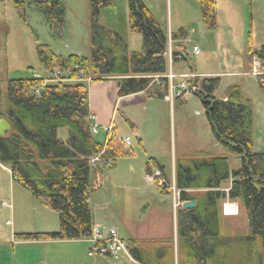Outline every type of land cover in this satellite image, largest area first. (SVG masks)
I'll list each match as a JSON object with an SVG mask.
<instances>
[{"label": "trees", "instance_id": "16d2710c", "mask_svg": "<svg viewBox=\"0 0 264 264\" xmlns=\"http://www.w3.org/2000/svg\"><path fill=\"white\" fill-rule=\"evenodd\" d=\"M23 16L25 3L9 0ZM202 20L207 28L216 27L213 0H198ZM44 15L50 30L60 33L65 23L63 0H33ZM114 5L113 0H90V54H56L45 44L35 47L36 57L46 76L9 79L4 100L0 88V118L11 124L0 135V163L10 169L12 179L27 189L45 207L58 213V229L49 232H20V240H76L89 238L93 225L89 198L98 188L97 168L103 160L130 155L131 151L116 140L106 144L94 138L90 131L91 118L88 93L84 83L63 84L65 80L104 79L116 77L117 95L144 91L160 82L156 97L167 93L168 36L154 19L142 0H127L128 25L142 36L141 49L129 50L123 38L99 24L100 10ZM172 37L185 39L183 35ZM256 58L263 72L256 76L264 92V42L254 47L248 37L246 60L250 70ZM172 61L191 58L185 45L171 47ZM73 65L84 71L79 77ZM58 78H52L54 71ZM57 80V82H46ZM219 76H192L186 79L191 93L201 102L215 141L225 149V155L195 151L177 159L175 187L181 202L195 200L194 208L177 211V247L182 264H264V151L254 149V116L251 99L243 95L238 84L225 88L223 96H214ZM39 89V94L35 93ZM64 127L65 140L57 135ZM101 153V160L90 161ZM229 155L239 158V167L230 169ZM162 177L163 167L152 161ZM151 171L146 163V172ZM154 184L162 193L167 187ZM226 198L236 202L247 218V234L230 231L220 220ZM151 250L135 247L137 240L127 246L138 264H173L171 239L160 240ZM159 242V241H158ZM139 243V242H137ZM181 264V263H180Z\"/></svg>", "mask_w": 264, "mask_h": 264}, {"label": "crops", "instance_id": "0c3cea01", "mask_svg": "<svg viewBox=\"0 0 264 264\" xmlns=\"http://www.w3.org/2000/svg\"><path fill=\"white\" fill-rule=\"evenodd\" d=\"M142 2L147 6L154 19L160 24L168 36L170 52L173 45L182 42L190 58L193 55L195 57V62L191 58L193 71L186 61L176 60L172 62L171 70L173 74L181 78L179 82L182 80L181 75H191V77L192 75H216L220 78L235 76L238 77L235 84L240 86L245 97H247L244 91L246 89H250L254 95H256L257 91L260 92L259 86L257 85L258 82L255 80L256 78H253V75L249 73L246 52L248 37L251 39L252 45L256 48L264 42V0H213L216 15V27L214 29L207 28L203 22L198 0H142ZM158 12H160L159 15H157ZM176 34L183 35L185 39H174L172 35ZM198 42L203 44V46L207 42L209 51H205L203 55H201V50L197 54H193L191 49L193 46H199ZM127 47L129 49L128 45ZM202 58L209 59V64L214 62L212 69H203L201 67L200 61ZM216 66H218V69H216ZM174 68L176 69L175 72L173 71ZM35 75L46 76L47 73L43 68V71L35 73ZM175 78L172 79L173 87L179 83L174 84ZM80 81L79 79L72 80L73 83L69 84H75V82L80 83ZM85 81L90 117L93 116L95 121L101 125L111 123L113 134L118 135L120 125L116 122V115L121 112L125 121L134 130L138 146V150L136 151H142V158L144 157V128H142L140 123V126L138 124L135 127L134 124L136 123L137 115L142 116L144 114V110H147L146 105L152 98H160L170 106L175 105V99L184 100V97L174 98V96H171L172 91L170 87L162 97H156L157 91L155 89L158 90L157 85L160 84L157 80L146 93L141 91L123 96L117 95L118 82L116 77L89 79ZM133 108L137 109V114L131 110ZM121 109H126V111L124 110L122 112ZM262 116L263 118H259V121L264 120L263 113ZM128 134L126 133L125 136H130ZM104 138L105 134L101 133V138L98 141L103 142ZM196 148L202 151L207 150L203 146H197ZM128 149H130L131 154L116 158L112 161L110 168H106L103 165L100 166L101 169L97 168L96 174L99 185L89 198L93 224L100 225L102 230L114 228L118 235L126 242L128 240H137L139 242H135V247L137 248H144L145 241L152 250L155 244H163L160 240L169 238L171 239V245L173 247V264H179V261L183 258L177 247L178 209L173 208L171 204L172 197L170 199V205H165L167 197L170 196L169 193H167L169 195L162 193L154 184L147 182L148 187H145L144 195H137L141 199L144 198V215L138 219H134V217L130 219L123 216L120 211L115 212L116 208H112L111 206L110 195L113 196L116 192L111 181L119 171V163L124 160L128 161L130 158L136 156L132 148V142ZM254 149L260 152V150ZM215 154L222 155V151H218ZM149 158L153 159L154 157ZM148 160L143 161L144 167L141 170V173L144 172L143 174L146 173V163H150V160ZM108 171H113L114 174ZM143 174L142 177L144 180ZM164 176L170 182H174V167L171 169L169 178L165 172ZM15 183L18 182L12 179L10 169L0 163V264H138L133 257L130 259L125 254H121L118 260H113L105 255L89 256L87 254V249L91 244L89 238L36 241L16 238L15 234L20 232H49L55 231L58 228L54 229L55 227H53L56 224L55 215L52 214L54 218L51 221L49 219L51 214H47V210H43L45 208H39V205H42L41 207L45 206L36 200L27 189L24 191L19 187L16 188L14 186ZM101 189L107 191V199L105 201H102L100 196ZM119 197L121 198L115 201L116 204L128 196L125 191H122ZM23 201L24 204L21 206ZM226 201L228 200L224 197L223 203ZM102 202L107 207L102 205ZM156 203H163L166 207L155 205ZM227 203L233 204L231 202ZM28 206L32 207L29 208ZM157 206L160 207L159 210ZM25 207L28 210H25ZM33 207H35L34 210ZM18 209L22 212V219H26L29 224L33 222V229H26L23 227L24 225L20 224L16 225L14 213ZM36 210L40 211V215ZM224 212L225 210L221 206L220 220L222 223L224 222L225 228L228 230L229 219L233 215ZM41 213L47 214L44 215L45 219L41 217L43 216Z\"/></svg>", "mask_w": 264, "mask_h": 264}, {"label": "rangeland", "instance_id": "374dc122", "mask_svg": "<svg viewBox=\"0 0 264 264\" xmlns=\"http://www.w3.org/2000/svg\"><path fill=\"white\" fill-rule=\"evenodd\" d=\"M21 1L25 3L23 16L9 0H0V88L2 100H4L6 84L9 79L31 77L34 76L35 73L43 71V67L35 54L36 45H48L54 53L60 55L76 53L88 56L90 54V0H63L65 5V23L60 33L50 30L44 15L33 5V0ZM113 2L114 5L100 10L98 18L99 24L106 26L111 31L120 35L129 46V49L139 51L141 49L142 36L139 32L132 31L129 28L127 0H113ZM159 14L160 12H158L157 15ZM198 45L197 47L201 50V55H203L205 51H209L207 42L204 46L200 42H198ZM191 58L193 62H195L194 55L191 56ZM209 63L210 60L206 58H202L200 61V65L203 69H212L214 62L211 64ZM216 69H218V66H216ZM173 71L175 72L176 69L174 68ZM253 78L255 77L253 76ZM180 79L179 76H176L174 84H177ZM182 80H184V78H182ZM237 80L238 77L235 76L220 78L214 96L218 98L222 97L225 88L235 84ZM69 83H73L72 80L63 81V84ZM80 83H86V81L81 80ZM259 90L261 93L257 91L256 95L252 94L250 89L244 91L247 97L250 95L248 98L251 99L252 111L255 119L253 137L254 148L264 151V120L259 121V118H263L262 113L264 114V92H262L260 88ZM179 97H184V100L175 99L174 106H170L160 98H152L148 101L149 103L146 105L147 110H144V114L142 116L137 115V120L139 122L135 120V127L140 123L142 128H144L143 158L142 151H136L138 150V146L134 130H132L131 126L125 121L122 113H117L116 122L120 125V132L117 136L125 137L126 133H129L130 145L132 142V148L136 156L130 158L128 161H120L118 167L119 171L111 181L113 188H115L114 190H116L113 196L110 195L111 206L112 208H116L115 212L120 211L123 216L130 219L132 217L138 219L144 215V198L141 199L137 197V195H144L145 187H148L147 182L154 184L155 179L149 181L146 179V176L153 172L155 166L151 164V171L143 174L144 172L141 173L144 167L143 161L145 162V160L147 161L149 159L150 163H152L155 159L161 164L163 171L169 178L171 169L174 167L177 159L182 156L193 154L198 150L196 148L197 146L205 147L204 149H207L205 151L211 154L222 151V154L225 155V149L215 141L211 133L198 97L189 92L180 96H175L174 98ZM124 110L126 111V109ZM124 110L121 109L122 112ZM131 110L137 114L136 108ZM57 135L65 140L67 137L65 128H58ZM94 138L100 140L101 133L95 134ZM149 157L154 158L150 159ZM228 159L230 169L239 167L240 160L237 156L228 154ZM1 165L3 164L1 163ZM108 172L112 173L113 171ZM14 186L25 191V188L18 183H15ZM224 189L226 191V188ZM122 191H125L128 197L116 204L115 201L121 198L119 194H121ZM106 192L107 191L103 189L100 191L102 201L107 199ZM169 194L170 196L167 197V201L165 202L166 206L170 205L172 192ZM227 202L230 201H226L222 206L227 214L233 215L230 216L229 219V230H236L237 232L247 234L249 229L245 213L239 209L236 202H231L236 208L234 212L228 211L225 208L227 207ZM23 204L24 201L21 206H23ZM102 205L107 207L104 202H102ZM155 205L166 207L163 203H156ZM41 206L42 205H39V208H45L43 210H47V214H51L49 218L51 221L55 215L56 224L53 227L57 229L58 213L52 209ZM159 206H157L158 210L160 209ZM28 207L31 208L32 206ZM34 209L35 207H33V210ZM175 209L177 210L178 207ZM25 210H28V208L25 207ZM37 212H39L38 214L40 215V211L38 210ZM41 214L43 215L41 217L45 219L44 215L47 214ZM14 221L16 225H24L23 227L26 229H33L32 227H34L33 222L29 224L26 219H22V212L20 209L16 210L14 213ZM180 263L182 264L181 260L179 261V264Z\"/></svg>", "mask_w": 264, "mask_h": 264}, {"label": "built area", "instance_id": "2783aa9c", "mask_svg": "<svg viewBox=\"0 0 264 264\" xmlns=\"http://www.w3.org/2000/svg\"><path fill=\"white\" fill-rule=\"evenodd\" d=\"M192 52L194 54H197L199 52V49L197 46L192 47ZM169 63L171 64V60L169 59ZM73 69L77 71V74L79 77H82L84 74V71L81 70V68L78 65H73ZM263 73L260 70V64L259 61L254 57L252 62V68H251V74L254 76H257L259 74ZM52 76L57 77L59 76V71L56 70L52 73ZM169 81V87L171 89V96H180L182 94L189 93L191 90H193L195 87H192L191 89L188 87L185 80L180 81L176 86L173 87L172 79L175 78L177 75L173 74L171 70V66H169V71L165 75ZM187 75H181V77L185 78ZM175 90V91H174ZM174 91V93H173ZM36 94H39V89L37 88L35 90ZM91 127L90 131L93 135L98 133H104V144H106L108 139H113L116 141L121 142L125 147L130 146V138L128 136L125 137H118L117 135L113 134L112 132V124H99L95 121L94 117L91 116ZM101 160V153L97 154L95 156H92L90 161L94 164L96 162H99ZM102 165L106 168H110L112 166V160H103L101 161ZM146 179L149 181H153L154 179H157L158 184L160 187H167L172 192V206L175 209L176 207L181 206V201L179 199V190L175 187L174 183H170L167 180H165L164 177L161 176L160 171L157 169H154L152 173L147 174ZM91 244L87 249V254L89 256L94 255H105L113 260H118L120 258L121 254H125L128 258L132 259V255L129 252L127 243L125 240H123L117 233V231L114 228H107L106 230H102L100 225L93 224L91 229V235L89 237Z\"/></svg>", "mask_w": 264, "mask_h": 264}, {"label": "water", "instance_id": "95a60500", "mask_svg": "<svg viewBox=\"0 0 264 264\" xmlns=\"http://www.w3.org/2000/svg\"><path fill=\"white\" fill-rule=\"evenodd\" d=\"M11 129V124L4 118H0V135H5ZM222 196H226V191L222 192ZM195 205L194 200H187L182 203V208L190 209L193 208Z\"/></svg>", "mask_w": 264, "mask_h": 264}, {"label": "bare ground", "instance_id": "6f19581e", "mask_svg": "<svg viewBox=\"0 0 264 264\" xmlns=\"http://www.w3.org/2000/svg\"><path fill=\"white\" fill-rule=\"evenodd\" d=\"M227 207H225L228 211L234 212L235 206L233 204H226Z\"/></svg>", "mask_w": 264, "mask_h": 264}]
</instances>
